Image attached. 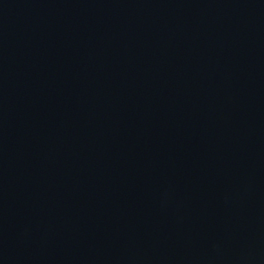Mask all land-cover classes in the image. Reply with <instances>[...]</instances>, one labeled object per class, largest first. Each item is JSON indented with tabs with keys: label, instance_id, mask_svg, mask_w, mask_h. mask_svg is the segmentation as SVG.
I'll list each match as a JSON object with an SVG mask.
<instances>
[{
	"label": "water",
	"instance_id": "obj_1",
	"mask_svg": "<svg viewBox=\"0 0 264 264\" xmlns=\"http://www.w3.org/2000/svg\"><path fill=\"white\" fill-rule=\"evenodd\" d=\"M0 264H264V0H0Z\"/></svg>",
	"mask_w": 264,
	"mask_h": 264
}]
</instances>
